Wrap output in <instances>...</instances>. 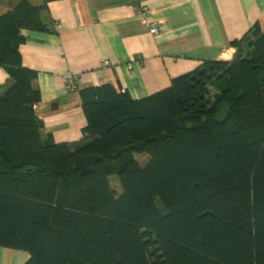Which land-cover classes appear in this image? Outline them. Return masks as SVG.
Instances as JSON below:
<instances>
[{"label":"trees","instance_id":"trees-1","mask_svg":"<svg viewBox=\"0 0 264 264\" xmlns=\"http://www.w3.org/2000/svg\"><path fill=\"white\" fill-rule=\"evenodd\" d=\"M43 10L20 0L0 16V247L24 264H264V30L232 41L208 83L188 72L141 99L80 90L81 139L49 158L19 53L22 30L53 33ZM85 156L99 160L74 170Z\"/></svg>","mask_w":264,"mask_h":264},{"label":"crops","instance_id":"crops-1","mask_svg":"<svg viewBox=\"0 0 264 264\" xmlns=\"http://www.w3.org/2000/svg\"><path fill=\"white\" fill-rule=\"evenodd\" d=\"M19 1L0 0V16ZM29 1L44 6L40 19L53 30H22L19 46L23 66L37 72L41 101L35 113L43 123L41 135L55 144L46 152L49 158L66 155L81 139L86 121L80 90L108 84L141 99L188 72L208 83L220 72L216 63L233 59L232 41L255 23L264 30V0ZM139 4L147 6L157 35L143 27ZM130 58L135 62L128 70ZM69 76L77 78L75 89L67 87ZM8 84L0 68V93ZM28 258L24 251L0 247V264H24Z\"/></svg>","mask_w":264,"mask_h":264},{"label":"water","instance_id":"water-1","mask_svg":"<svg viewBox=\"0 0 264 264\" xmlns=\"http://www.w3.org/2000/svg\"><path fill=\"white\" fill-rule=\"evenodd\" d=\"M229 115V108L225 103H221L218 106L217 114L214 118L215 123L222 124ZM99 160L97 156H85L78 158L74 164V170L80 173H87L93 169L94 164Z\"/></svg>","mask_w":264,"mask_h":264},{"label":"built area","instance_id":"built-area-1","mask_svg":"<svg viewBox=\"0 0 264 264\" xmlns=\"http://www.w3.org/2000/svg\"><path fill=\"white\" fill-rule=\"evenodd\" d=\"M139 9L142 11V24L143 27L151 34V35H157L159 32V28L157 26V24L153 21L150 20V16L151 13L149 12V10L142 4L138 5ZM135 62V59L130 58L127 63L125 64L126 68L128 70L132 69L133 63ZM104 66H108L110 65V63L108 61H104L103 62ZM77 81L76 76H69L67 78V87L72 90L75 89V83Z\"/></svg>","mask_w":264,"mask_h":264},{"label":"rangeland","instance_id":"rangeland-1","mask_svg":"<svg viewBox=\"0 0 264 264\" xmlns=\"http://www.w3.org/2000/svg\"><path fill=\"white\" fill-rule=\"evenodd\" d=\"M146 8H147V6L146 5H144ZM144 156H146L145 154H143Z\"/></svg>","mask_w":264,"mask_h":264}]
</instances>
